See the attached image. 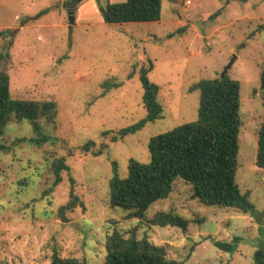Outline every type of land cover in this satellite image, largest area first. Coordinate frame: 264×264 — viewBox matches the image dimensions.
Masks as SVG:
<instances>
[{"label": "rangeland", "instance_id": "374dc122", "mask_svg": "<svg viewBox=\"0 0 264 264\" xmlns=\"http://www.w3.org/2000/svg\"><path fill=\"white\" fill-rule=\"evenodd\" d=\"M72 1L0 0V31L9 32L11 98L56 104L52 122L37 119L39 132L25 120L9 124L0 137L7 149L0 152V264H50L53 250L61 257L104 264L105 237L114 227L137 228L139 238L145 234L164 246L167 259L179 264H254L255 252L264 251V169L255 165L264 118V0L227 5L226 0H163L159 22L127 24H105L99 12L124 0H80L69 24L64 6ZM180 28L184 34L170 37ZM233 56L227 74L240 83L242 121L235 183L241 193H249L253 211L205 207L181 179L143 220L104 206L115 174L126 178L131 160L149 163L150 138L196 120L198 94L188 91L190 85L221 77ZM148 61L162 117L111 143V136L146 116L138 71ZM43 137V143L30 142ZM89 142L94 147L82 153ZM102 144L107 148L93 156ZM61 158L69 171L55 184L50 167ZM71 188L86 210L77 209L62 223L54 216L68 202ZM158 211L179 216L186 230L151 225ZM215 242L231 243L234 249L223 252Z\"/></svg>", "mask_w": 264, "mask_h": 264}, {"label": "trees", "instance_id": "16d2710c", "mask_svg": "<svg viewBox=\"0 0 264 264\" xmlns=\"http://www.w3.org/2000/svg\"><path fill=\"white\" fill-rule=\"evenodd\" d=\"M163 0H124L121 3H108L106 8L99 9L105 24L154 23L159 22ZM247 2L248 0H226ZM43 13V12H42ZM185 28L178 29L170 37L182 35ZM9 32L0 31V137L11 123L29 121L35 133L39 132V117L52 122L56 117L55 102H21L13 100L10 95V78L6 68L10 56L9 44L6 41ZM152 63L143 64L139 71V82L142 88V105L145 118L137 125L111 136V143L123 140L146 124L154 123L162 117V107L157 97L159 88L151 83L148 74L152 71ZM260 76V91L264 106V60ZM136 73L134 67L131 76ZM130 76V77H131ZM129 77V78H130ZM122 84L116 85V88ZM190 93L198 94V113L196 120L175 127L171 131L150 138L148 151L150 161L142 164L128 162V173L124 179L115 174L108 183V191L102 201L110 209H119L126 213L127 219L143 220L148 211L168 198L172 193L173 182L181 179L189 185L192 197L205 207L229 209L237 214H249L253 206L249 202V193H241L235 183L239 157V134L242 126L240 119V83L223 77L202 79L190 85ZM25 142V140H20ZM46 138L31 139V143H43ZM94 143L85 144L81 150L86 154L94 147ZM106 144L92 152L93 156L102 154ZM7 149L0 145V152ZM255 165L264 169V118L257 135ZM50 170L55 175V184L62 181L61 173H68L66 161L56 159ZM71 186L74 182L70 180ZM81 209L85 212L82 200L69 193L68 202L60 206L55 219L67 223L68 215ZM153 226L178 227L186 230L187 222L171 211H158L148 221ZM234 238L232 243H237ZM214 246L223 252H232L231 243L215 242ZM106 252L104 264H179L167 259V250L162 245L151 241L147 235L138 237L137 228L122 231L114 227L107 234L104 242ZM50 264H87L85 260L73 257H61L56 250L50 257ZM254 264H264V251L254 254Z\"/></svg>", "mask_w": 264, "mask_h": 264}, {"label": "water", "instance_id": "95a60500", "mask_svg": "<svg viewBox=\"0 0 264 264\" xmlns=\"http://www.w3.org/2000/svg\"><path fill=\"white\" fill-rule=\"evenodd\" d=\"M80 0H75L72 1L71 3L66 4L64 7L66 8L67 12H68V22L69 24H73L74 23V6L77 2H79ZM235 56H233V58L231 59V61L229 62V64L224 68L221 77H223L228 70L231 68L233 62L235 61Z\"/></svg>", "mask_w": 264, "mask_h": 264}, {"label": "built area", "instance_id": "2783aa9c", "mask_svg": "<svg viewBox=\"0 0 264 264\" xmlns=\"http://www.w3.org/2000/svg\"><path fill=\"white\" fill-rule=\"evenodd\" d=\"M185 4L189 5V6L191 5V3L189 1H186Z\"/></svg>", "mask_w": 264, "mask_h": 264}, {"label": "crops", "instance_id": "0c3cea01", "mask_svg": "<svg viewBox=\"0 0 264 264\" xmlns=\"http://www.w3.org/2000/svg\"><path fill=\"white\" fill-rule=\"evenodd\" d=\"M186 6V5H185ZM183 23H185V21H182ZM181 23V22H180Z\"/></svg>", "mask_w": 264, "mask_h": 264}]
</instances>
